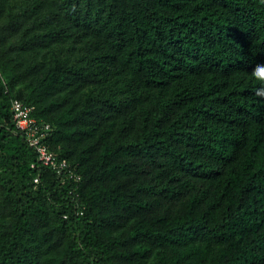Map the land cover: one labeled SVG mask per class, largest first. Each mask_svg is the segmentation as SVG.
<instances>
[{"label": "trees", "instance_id": "obj_1", "mask_svg": "<svg viewBox=\"0 0 264 264\" xmlns=\"http://www.w3.org/2000/svg\"><path fill=\"white\" fill-rule=\"evenodd\" d=\"M258 65L264 0H0V264H264Z\"/></svg>", "mask_w": 264, "mask_h": 264}, {"label": "built area", "instance_id": "obj_2", "mask_svg": "<svg viewBox=\"0 0 264 264\" xmlns=\"http://www.w3.org/2000/svg\"><path fill=\"white\" fill-rule=\"evenodd\" d=\"M10 108L16 128L22 132L27 143L37 155L36 162L54 170L61 181L67 178L72 179L76 184L80 180V176L76 173V167L70 165L66 159L58 158L48 146L47 141L52 132L50 123L36 118L32 114L33 106L18 98L11 99ZM34 164L32 163L31 166ZM34 181H38V178L35 177ZM75 188H77V184Z\"/></svg>", "mask_w": 264, "mask_h": 264}, {"label": "clouds", "instance_id": "obj_3", "mask_svg": "<svg viewBox=\"0 0 264 264\" xmlns=\"http://www.w3.org/2000/svg\"><path fill=\"white\" fill-rule=\"evenodd\" d=\"M253 76L254 78L260 80L262 84H264V68L258 65L257 69L253 72ZM260 91H264V88L257 89V94H259Z\"/></svg>", "mask_w": 264, "mask_h": 264}]
</instances>
